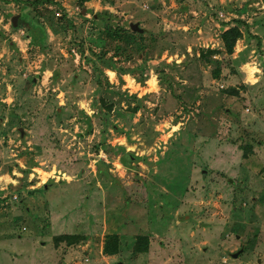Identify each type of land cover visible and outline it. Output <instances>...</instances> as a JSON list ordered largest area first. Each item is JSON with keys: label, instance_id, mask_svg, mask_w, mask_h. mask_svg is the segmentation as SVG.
Wrapping results in <instances>:
<instances>
[{"label": "rangeland", "instance_id": "1", "mask_svg": "<svg viewBox=\"0 0 264 264\" xmlns=\"http://www.w3.org/2000/svg\"><path fill=\"white\" fill-rule=\"evenodd\" d=\"M0 264H264V0H0Z\"/></svg>", "mask_w": 264, "mask_h": 264}, {"label": "trees", "instance_id": "2", "mask_svg": "<svg viewBox=\"0 0 264 264\" xmlns=\"http://www.w3.org/2000/svg\"><path fill=\"white\" fill-rule=\"evenodd\" d=\"M23 24V23H22ZM241 37V33L239 32V30H237V29H231V30H229V31H227L226 33H224V35H223V41H224V44H225V46H226V49H227V51L229 52V53H232V51H233V46H234V43H235V41L237 40V39H239ZM116 152L117 151H122V152H124L125 150L123 149V148H117L116 150H115ZM131 159L133 160L134 158H133V156L131 155V154H125L124 155V157H123V160H124V162H125V164L126 165H128V166H130L131 165ZM104 166H102V165H100L99 166V176L100 175H104V176H109L108 174H107V172L106 171H102V168H103ZM104 169V168H103ZM64 239H66V237H60V238H58V239H56V241L57 242H60L61 240H64Z\"/></svg>", "mask_w": 264, "mask_h": 264}, {"label": "crops", "instance_id": "3", "mask_svg": "<svg viewBox=\"0 0 264 264\" xmlns=\"http://www.w3.org/2000/svg\"><path fill=\"white\" fill-rule=\"evenodd\" d=\"M14 20H16V18H14L13 20H12V24H13V26H15V24H16V22L14 23ZM22 23H24V22H22ZM140 31V29L138 28V31L137 32H139ZM1 123H2V121H1ZM23 131V130H22ZM22 133V136L24 137L25 135H24V131L23 132H21ZM54 190H55V188L54 189H51V190H49V191H45L44 193H43V195H42V197H43V199H48L49 197H50V195H53L52 193L54 192ZM55 194V193H54ZM52 204H54V201L52 200ZM52 207H54V205H52ZM61 208L63 209L64 208V204L63 205H61ZM66 209V208H65ZM65 209H64V211H65ZM64 214H65V212H64ZM60 237H65L64 235H62V236H59V237H56V236H54L53 237V241H56V239H58V238H60ZM73 237V236H72ZM57 242V241H56Z\"/></svg>", "mask_w": 264, "mask_h": 264}, {"label": "water", "instance_id": "4", "mask_svg": "<svg viewBox=\"0 0 264 264\" xmlns=\"http://www.w3.org/2000/svg\"><path fill=\"white\" fill-rule=\"evenodd\" d=\"M16 22V20H14V23ZM132 29L135 30V31H138V27L137 26H132ZM23 132V131H21Z\"/></svg>", "mask_w": 264, "mask_h": 264}]
</instances>
